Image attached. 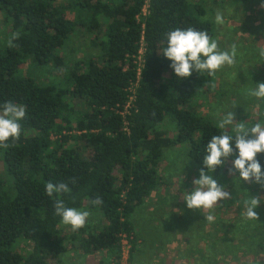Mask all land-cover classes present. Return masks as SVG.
<instances>
[{"label": "trees", "instance_id": "trees-1", "mask_svg": "<svg viewBox=\"0 0 264 264\" xmlns=\"http://www.w3.org/2000/svg\"><path fill=\"white\" fill-rule=\"evenodd\" d=\"M148 1L140 21L147 0H0L12 33L0 50V264H60L76 243L88 258L100 254L99 264H122L124 240L129 264H146L137 257L149 239L139 221L147 201L170 185L161 168L172 151L202 174L264 181V137L212 120L220 88L204 50L214 36L207 0ZM80 38L95 58H72ZM26 65L62 80L40 82ZM254 220H235L225 246L209 244L207 257L191 264H224L240 252L264 264V228L257 231ZM240 231L252 237L238 240ZM152 238L159 251L175 240L166 232ZM192 238L211 240L198 231Z\"/></svg>", "mask_w": 264, "mask_h": 264}, {"label": "rangeland", "instance_id": "rangeland-1", "mask_svg": "<svg viewBox=\"0 0 264 264\" xmlns=\"http://www.w3.org/2000/svg\"><path fill=\"white\" fill-rule=\"evenodd\" d=\"M212 1L207 0L206 5L208 17L214 24V36L204 44L214 67L211 83L220 88L211 100L212 120L234 134H251L259 139L264 137V0H250L241 5ZM58 2L67 5L69 0ZM6 27L0 17V50L9 45L12 36L11 28ZM70 49L73 59L95 58L98 53L85 38L74 41ZM49 71L39 70L35 65H26L24 70L40 82L53 79L61 82V73ZM197 102L204 104L203 100ZM169 154L170 160L162 166L164 172L161 173L168 177L170 185L147 201L144 219L139 221V228L144 229L143 234L149 238L144 252L137 255L141 261L146 264L200 262L202 257H207L209 244L223 248L232 238L227 227L235 220L255 217L256 230L264 228V181L259 175L232 172L225 178L210 172L202 174L179 152ZM74 218L87 219L81 212ZM195 231L211 240L206 238L196 243L192 238ZM159 232L175 236L173 244L166 245L162 251L157 250L155 244L150 245L151 236L152 240H157L155 236ZM252 234V231L247 234L240 231L237 238L248 239ZM190 240L196 249L191 256L188 254ZM78 245H68L60 264H99L100 254L88 258L78 251ZM130 248L129 241L124 240L122 264H129ZM224 264L255 263L252 254L240 252L237 257L228 256Z\"/></svg>", "mask_w": 264, "mask_h": 264}, {"label": "built area", "instance_id": "built-area-1", "mask_svg": "<svg viewBox=\"0 0 264 264\" xmlns=\"http://www.w3.org/2000/svg\"><path fill=\"white\" fill-rule=\"evenodd\" d=\"M149 14V1L147 0L145 6L143 7L142 10V14L139 17V20L141 19V17L145 18L147 15ZM143 54H144V48L143 46L141 47L138 56L136 57V61L135 64L138 66V72H137V77L139 78L142 72V69L144 68V60H143ZM136 85H134L133 87L130 88V98H129V102L126 105V109L123 113V115L125 116V114H128V110L131 108L132 103L134 101V95H135V91H136Z\"/></svg>", "mask_w": 264, "mask_h": 264}]
</instances>
